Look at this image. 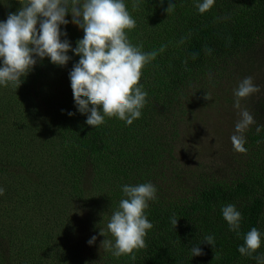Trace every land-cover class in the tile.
<instances>
[{
  "label": "trees",
  "instance_id": "trees-1",
  "mask_svg": "<svg viewBox=\"0 0 264 264\" xmlns=\"http://www.w3.org/2000/svg\"><path fill=\"white\" fill-rule=\"evenodd\" d=\"M5 2L9 10L0 6V20L25 0ZM125 2L136 21L129 40L157 52L142 70L148 102L131 126L106 118L92 128L76 112L69 73L79 57L71 52L64 67L46 58L19 88L0 87V264H258L237 249L251 228L264 232V151L257 150L264 143V129L257 132L264 125V91L253 102L245 151L233 158L217 163L209 151L193 160L185 145L194 134L177 123L222 84L233 94L248 76L244 64L264 57V0H215L204 14L197 0H172L168 12L169 0ZM83 35L74 28L67 39L75 47ZM43 81L60 90L41 89ZM51 96L57 98L53 111L42 107ZM10 114L16 119H7ZM147 182L158 193L146 210L154 225L146 247L135 260L116 258L102 242L111 238L107 223L123 198L122 185ZM226 204L242 213L239 235L223 219ZM207 235L215 236L214 248L203 243ZM197 244L203 255L192 258ZM255 255L264 257V245Z\"/></svg>",
  "mask_w": 264,
  "mask_h": 264
},
{
  "label": "clouds",
  "instance_id": "clouds-1",
  "mask_svg": "<svg viewBox=\"0 0 264 264\" xmlns=\"http://www.w3.org/2000/svg\"><path fill=\"white\" fill-rule=\"evenodd\" d=\"M139 0L133 6L137 7ZM215 0H197L200 14L210 11ZM175 3L169 0L170 9ZM71 22L84 33L73 47L62 26ZM136 21L127 9L125 0H25L22 7L0 20V87L19 88L35 68L38 61L48 59L52 64L64 67L72 59L69 53L79 57L69 73L76 112L86 117L85 123L96 128L106 118H117L131 126L142 117L148 100V92L140 83L142 70L156 59L157 52H145L142 45H134L128 32ZM62 37H64L62 39ZM163 51V48L160 49ZM261 91L253 77L241 80L234 89V107L240 119L235 125L232 142L235 150L245 151L244 133L255 123L253 115L241 107V101ZM76 112H68L72 117ZM264 125L257 127V132ZM123 198L107 223L110 239L102 242L106 251L116 258L136 259L135 252L146 247L148 232L154 227L147 215L152 201L157 199L158 189L151 183L122 185ZM5 189L0 186V196ZM223 219L229 230L240 234L241 211L235 204L221 206ZM178 220L172 223L177 225ZM100 235L105 236L101 230ZM238 246L242 256L255 258L264 264V257L256 256L264 245V232L251 228ZM93 235L87 243L95 244ZM203 243L215 247V236L207 235ZM197 244L191 248V256L203 255Z\"/></svg>",
  "mask_w": 264,
  "mask_h": 264
},
{
  "label": "rangeland",
  "instance_id": "rangeland-1",
  "mask_svg": "<svg viewBox=\"0 0 264 264\" xmlns=\"http://www.w3.org/2000/svg\"><path fill=\"white\" fill-rule=\"evenodd\" d=\"M152 0H149V4L151 5ZM4 5V10H9L7 2L5 0L0 1V6ZM155 11V7H151V12ZM66 19H68L70 22L66 26H62L64 30L69 32L72 29H77L81 31L75 24L71 22L72 17L69 14L66 16ZM245 68L248 70V76L253 77L254 82L260 86L261 91H264V57L263 58H253L248 63L244 64ZM64 74H60L57 76V79H61ZM247 76V77H248ZM45 85H40L41 89L48 88L47 85L53 87L50 90H52L55 94L60 90L58 84H55L54 82L50 81H43ZM231 86V84H229ZM232 89V92H234V89ZM231 91V89H229ZM227 89L224 84L220 88L217 87V89L213 90V95L209 100H204L202 105H196L197 107H193L191 110V115L189 118H184L183 121L180 123H177V126L179 127V130L181 128H186L187 133H192L194 136L192 137L191 141L188 142V147L185 145V151L187 150V153L191 154L192 159L195 160L198 157H215L217 160V163H219L223 158L230 159L233 158L237 153H240L239 151L235 150L233 142H232V136L235 134V125L236 122L240 119L239 110H237L234 107V103L230 100L231 95L228 94ZM255 93L251 95L250 97L244 99L241 101V107L243 109H247L254 117L255 109L253 108V102L256 100V97L259 93ZM3 91H0V94ZM46 92V91H45ZM54 96L50 97L47 101V104H42L43 108L49 107L52 111V107H56L57 98ZM7 119H16L14 116L10 114V117ZM8 124H13V121H7ZM197 123H201L203 128L197 129V131L193 130L194 125ZM253 126V125H252ZM249 129L244 133L246 137V142L249 138ZM188 136L185 138L187 139ZM217 142L220 143V148L217 147ZM180 145V144H179ZM257 150L259 153L264 151V143H260L257 145ZM184 151V148L177 149V152ZM208 160V159H207ZM224 160V159H223ZM186 159H184V162ZM216 163V164H217ZM233 161L231 160V165ZM215 164V165H216Z\"/></svg>",
  "mask_w": 264,
  "mask_h": 264
}]
</instances>
